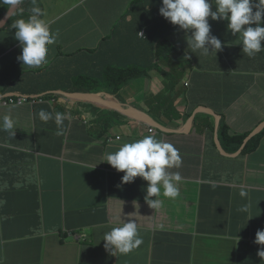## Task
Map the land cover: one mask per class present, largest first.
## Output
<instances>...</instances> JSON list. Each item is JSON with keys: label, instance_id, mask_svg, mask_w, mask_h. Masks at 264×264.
<instances>
[{"label": "crops", "instance_id": "obj_1", "mask_svg": "<svg viewBox=\"0 0 264 264\" xmlns=\"http://www.w3.org/2000/svg\"><path fill=\"white\" fill-rule=\"evenodd\" d=\"M98 1L36 0L58 34L43 69L17 60L21 48L9 28L19 5L0 8V92L54 95L0 109L15 121V135L0 130V264H264L257 255L264 246L255 243L264 229V134L242 154L264 130V51L247 56L227 22L209 17L222 49L192 53L183 48L184 31L159 14L162 0H130L109 14ZM129 68L130 80L120 75L113 85L102 72ZM81 75L103 86L98 103L68 96L91 92ZM41 109L65 115L62 135L54 121L39 119ZM221 125L247 136L243 145L223 141ZM105 135L122 139L111 145ZM146 135L173 144L181 157L170 169L182 177L179 195H161L158 209L145 202L147 182L122 184L124 173L103 159ZM245 204L248 213L239 211ZM127 220L143 243L113 256L103 234Z\"/></svg>", "mask_w": 264, "mask_h": 264}, {"label": "clouds", "instance_id": "obj_2", "mask_svg": "<svg viewBox=\"0 0 264 264\" xmlns=\"http://www.w3.org/2000/svg\"><path fill=\"white\" fill-rule=\"evenodd\" d=\"M4 2L7 8L10 7V10L19 5L14 14L17 19L11 26L15 29V39L21 48V54L17 60L22 62L23 66H41L46 62L49 46L56 42L58 34L50 30L49 23L43 19L45 13L38 7L36 0H4ZM159 14L170 24L184 31L186 41H183V48L189 49L192 53L199 52L203 56H208L213 52L216 54L222 49L221 40L211 34L209 17L212 21L227 22L228 31L233 36H239L242 52L247 56L252 57L264 51V47H262V42H264V0H162ZM27 16L28 18L25 19ZM85 76L81 75L83 79ZM98 93V91H91L84 94L96 96L97 98L93 102L88 101L96 104L98 103ZM18 97L36 102L34 104L28 102L23 105L10 103L12 98ZM53 98L52 94L24 96L6 90L0 92V109L25 105L33 107L37 104L53 102ZM114 109L123 115H132V112L127 111V107L123 105L116 103ZM86 115L89 119L93 118L91 114ZM146 116L151 119L148 115ZM38 117L45 123L54 121L57 135H62L63 123L66 118L64 114L56 112L53 115L41 109ZM86 120L84 119L85 124H90ZM14 127L15 121L10 115L0 117V130L15 135ZM148 133L156 134L153 128H148ZM229 136L237 135L229 134ZM104 139L108 144L116 145L122 137L105 135ZM103 159L118 173H124L121 178L122 184L133 183L138 177L147 182L144 199L151 209H158L161 206V195L169 199H175L179 195L178 185L182 181V177L178 171L173 172L170 169L180 167L181 157L171 143L157 139L153 135H146L134 142L121 144L115 151L106 152ZM240 195L242 198L246 197V192L241 191ZM239 211L248 213L249 205H242ZM102 241H104L105 250L113 256L116 253H130L143 243L134 220L123 221L119 226L111 228L110 231L103 234ZM255 243L264 246V229L257 230ZM257 255L264 260V248H261Z\"/></svg>", "mask_w": 264, "mask_h": 264}, {"label": "trees", "instance_id": "obj_3", "mask_svg": "<svg viewBox=\"0 0 264 264\" xmlns=\"http://www.w3.org/2000/svg\"><path fill=\"white\" fill-rule=\"evenodd\" d=\"M0 8L1 9L7 8V5L4 2V0H0ZM146 41H150V34H148V33H147ZM102 72L105 73V79H106V81L111 82L112 85L114 84V82L116 80L120 79V72L119 71L115 72L114 70H105V71H102ZM126 80L128 81V79H126ZM129 80H130V76H129ZM84 85L85 86H88L86 88V90H88V91H98V90H100V89L103 88V86L100 85V83L93 78V75L91 77H90V75H86L85 76V78H84ZM263 134H264V130L261 133H259L257 136H255L250 141L249 147H245V149L242 152V154H246L247 152L256 149L257 146H258V144H259L260 139L263 136ZM220 137H221V139L223 141H230L231 143H235L237 145L236 146V148H237V147L243 145L244 139L247 136L244 137V138H243V136H239V135L238 136L230 137L228 135L227 128L224 125H221V128H220Z\"/></svg>", "mask_w": 264, "mask_h": 264}, {"label": "rangeland", "instance_id": "obj_4", "mask_svg": "<svg viewBox=\"0 0 264 264\" xmlns=\"http://www.w3.org/2000/svg\"><path fill=\"white\" fill-rule=\"evenodd\" d=\"M100 2L103 6H104V9H105V13L109 14L110 12H112L116 7H119L120 5H125L126 7L129 6V2L130 0H101V1H98ZM102 5H101V8L99 9V13L103 10L102 8ZM9 31L10 32H15V29H13L12 27L9 28ZM114 32V31H112ZM110 32V33H112ZM176 52L172 53V56H173V62L174 64L176 65L177 67V72L179 73L181 69H179V65L177 64V62L174 60V55H175ZM47 57L49 58V60L42 64L41 66H38V67H29V66H25L26 69H43L45 66H47V64L49 63L50 61V57H51V50L48 52V55ZM133 68H129L128 70L126 71H119L120 72V75H123V76H131L133 74ZM115 72H117L115 70ZM137 79V78H136ZM145 79V78H144ZM135 81V79H134ZM182 88V91H184L185 93H187V88L184 87V85L181 86ZM57 104H54V106H56ZM151 108H153V112L154 114H157V115H161L162 112L159 110L158 107H155V106H151Z\"/></svg>", "mask_w": 264, "mask_h": 264}, {"label": "water", "instance_id": "obj_5", "mask_svg": "<svg viewBox=\"0 0 264 264\" xmlns=\"http://www.w3.org/2000/svg\"><path fill=\"white\" fill-rule=\"evenodd\" d=\"M68 96L72 97V98H75V99H83V100H87V101H91V102H93L97 98L96 96H91V95H87V94H68ZM145 118H147V116L143 117L144 120H145ZM261 127L262 126H260L258 128L257 133L260 131Z\"/></svg>", "mask_w": 264, "mask_h": 264}, {"label": "built area", "instance_id": "obj_6", "mask_svg": "<svg viewBox=\"0 0 264 264\" xmlns=\"http://www.w3.org/2000/svg\"><path fill=\"white\" fill-rule=\"evenodd\" d=\"M28 102L34 104L36 101L35 100H30L28 98H22V97L12 98L10 100V103L17 104V105H23V104L28 103Z\"/></svg>", "mask_w": 264, "mask_h": 264}]
</instances>
